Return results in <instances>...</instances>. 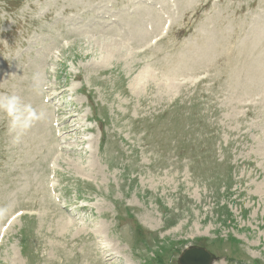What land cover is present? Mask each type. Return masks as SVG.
I'll list each match as a JSON object with an SVG mask.
<instances>
[{"label":"rangeland","instance_id":"rangeland-1","mask_svg":"<svg viewBox=\"0 0 264 264\" xmlns=\"http://www.w3.org/2000/svg\"><path fill=\"white\" fill-rule=\"evenodd\" d=\"M263 61L264 0H0V264H264Z\"/></svg>","mask_w":264,"mask_h":264},{"label":"clouds","instance_id":"clouds-1","mask_svg":"<svg viewBox=\"0 0 264 264\" xmlns=\"http://www.w3.org/2000/svg\"><path fill=\"white\" fill-rule=\"evenodd\" d=\"M69 64L71 65V62ZM32 90L36 95H42L46 91L42 73L36 72L33 74ZM0 114L7 121V132L11 136L13 146L20 145L24 137L38 123L47 119L44 110H38L31 103L24 102L16 94H0ZM7 213V208H0V221L6 217Z\"/></svg>","mask_w":264,"mask_h":264},{"label":"water","instance_id":"water-1","mask_svg":"<svg viewBox=\"0 0 264 264\" xmlns=\"http://www.w3.org/2000/svg\"><path fill=\"white\" fill-rule=\"evenodd\" d=\"M214 255L198 246H190L183 251L178 259V264H210Z\"/></svg>","mask_w":264,"mask_h":264},{"label":"bare ground","instance_id":"bare-ground-1","mask_svg":"<svg viewBox=\"0 0 264 264\" xmlns=\"http://www.w3.org/2000/svg\"><path fill=\"white\" fill-rule=\"evenodd\" d=\"M110 41V40H109ZM113 50V49H112ZM112 50H109L110 52H108L107 51V53H111V54H113L114 56L117 54V52H118V50L117 51H112ZM120 54V53H119ZM109 55V54H108ZM123 56L124 57H127V54L126 53H123ZM122 59V58H121ZM127 59V58H126ZM250 62V61H249ZM264 62V61H263ZM257 64V63H256ZM262 65V64H261ZM255 66V65H254ZM258 66V65H257ZM245 67H246V65H245ZM248 67H249V64H248ZM261 67V66H260ZM250 69V74L252 75V77H254L253 75L254 74H256V72L257 71H260L261 72V74L264 72L263 71V68H260L259 70H255L256 72H254L252 69H251V67L249 68ZM255 78V77H254ZM137 84L139 85V86H141L142 87V85L144 84L143 82H142V78H138V80H137ZM47 88V87H46ZM141 89V88H140ZM47 91H45V93H46ZM47 112V111H46ZM51 115V114H50ZM56 125L57 124H55V125H52V127H53V130H55V129H57V131H59L60 130V127L58 126L57 128H56ZM87 232V231H86Z\"/></svg>","mask_w":264,"mask_h":264}]
</instances>
